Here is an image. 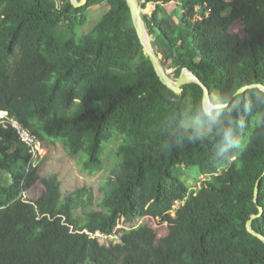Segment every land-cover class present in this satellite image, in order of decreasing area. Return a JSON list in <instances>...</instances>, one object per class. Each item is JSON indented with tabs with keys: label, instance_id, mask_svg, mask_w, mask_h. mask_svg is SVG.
<instances>
[{
	"label": "trees",
	"instance_id": "obj_1",
	"mask_svg": "<svg viewBox=\"0 0 264 264\" xmlns=\"http://www.w3.org/2000/svg\"><path fill=\"white\" fill-rule=\"evenodd\" d=\"M100 3L108 8L75 37ZM146 3L153 46L177 75L188 67L208 86L220 105L211 113L198 83L176 94L160 81L125 0H0V116L61 141L90 175L117 139L100 198L84 186L63 196L57 174L41 177L0 120V264H264V241L246 228L255 215L264 236V0ZM187 112L206 129L185 125ZM192 168L193 186L183 178ZM39 180L42 193L24 198ZM142 217L164 221L166 235ZM120 223L117 242H100Z\"/></svg>",
	"mask_w": 264,
	"mask_h": 264
},
{
	"label": "rangeland",
	"instance_id": "obj_2",
	"mask_svg": "<svg viewBox=\"0 0 264 264\" xmlns=\"http://www.w3.org/2000/svg\"><path fill=\"white\" fill-rule=\"evenodd\" d=\"M138 2L142 3V6L145 9V13H151L154 9V5L152 3H146L144 1L137 0ZM108 8V5L105 3H100L94 6L88 7L83 15V23L77 24L73 26V30L75 33V37H79L86 31H88L98 20L100 15ZM234 31L240 32L241 26L236 25L233 28ZM202 39H207L205 35H201ZM201 47L204 46V43H198ZM161 62L163 64L164 69L166 72L175 80L177 78V74L175 73V67L171 65L170 60H165L161 55ZM205 74L209 76L211 79H217L220 74V70L215 67L212 62H207V69L205 70ZM7 118V116H2L0 119ZM183 123L187 126H193L198 128L199 130H205L202 124H199L198 121L192 117L188 112L186 113ZM43 146L45 148V154L40 159V161H35L37 165L38 172L41 177L48 176L50 174H57V178L61 182V192L62 195L65 196L68 193L72 192L76 188L79 187H86L93 191V195L95 200L97 201L101 196L100 187L105 179L106 173H108L109 169L111 168L112 164L115 162V153L114 147L116 146L117 139L109 140L105 146L103 147L102 158L104 160V167L103 169L96 173V174H87L81 171L80 165L78 164V157L71 155L64 147L61 141H55L53 143L48 141H42ZM81 155V154H80ZM232 160V159H231ZM195 168L187 170L183 175V178L186 179L188 184L193 186L195 184L194 177L196 176ZM207 177L201 176L198 179H205ZM198 182V181H197ZM43 191V186L41 181H37L36 184L28 191L23 193V197L27 199H34L39 196ZM179 206V203H175L174 208L176 209ZM97 209L99 207H96ZM174 210L172 211V214ZM141 223L148 222L152 230H154L157 236H164L167 233V226L164 221H160L154 218H146L142 217L140 219ZM123 223H120L114 228V234L112 236H98L100 242L105 244H110L112 242H117L119 238L126 233L127 229Z\"/></svg>",
	"mask_w": 264,
	"mask_h": 264
},
{
	"label": "water",
	"instance_id": "obj_3",
	"mask_svg": "<svg viewBox=\"0 0 264 264\" xmlns=\"http://www.w3.org/2000/svg\"><path fill=\"white\" fill-rule=\"evenodd\" d=\"M71 3L75 7L83 6L86 4L87 0H70ZM129 10L131 19L137 33L140 44L142 45L143 52L146 56L150 58V61L154 67L156 74L158 75L160 81L167 86L170 90H172L176 94L182 93V86L187 83H198L203 90L202 97V107L206 113H211L214 108L219 107L220 105H216L211 100V95L208 86H206L200 78L191 71L188 67H183L178 74L175 80L171 78V76L166 72L161 62V53L156 50V48L152 44L153 35L149 34L148 29L146 27L145 21L142 15L146 12L141 2L137 0H125ZM146 2V0H140ZM185 73V74H184ZM263 90L264 86L259 85ZM245 87H241L237 92H241ZM259 181L256 182L254 188V200L256 201V196L258 192ZM261 212V208H260ZM255 215H252L251 218L246 222L247 230L253 235L259 237L264 241V236L260 233L256 232L252 228V218Z\"/></svg>",
	"mask_w": 264,
	"mask_h": 264
},
{
	"label": "built area",
	"instance_id": "obj_4",
	"mask_svg": "<svg viewBox=\"0 0 264 264\" xmlns=\"http://www.w3.org/2000/svg\"><path fill=\"white\" fill-rule=\"evenodd\" d=\"M8 120L16 130L19 139L25 144V146L28 148V151L31 153L32 163L34 162V159L35 161L41 159L46 153L42 142L35 135H33V133L27 127L19 123L17 120L13 119L12 117H8ZM32 165H35V163ZM96 235L101 236L99 233Z\"/></svg>",
	"mask_w": 264,
	"mask_h": 264
},
{
	"label": "clouds",
	"instance_id": "obj_5",
	"mask_svg": "<svg viewBox=\"0 0 264 264\" xmlns=\"http://www.w3.org/2000/svg\"><path fill=\"white\" fill-rule=\"evenodd\" d=\"M225 107H226V105H224ZM4 116H7V118H4V119H8V114H7V112L5 113V115ZM0 120H3V119H0ZM34 135V134H33ZM39 139V138H38ZM40 140V139H39ZM41 142H42V140H40ZM43 144V143H42ZM44 147V146H43ZM38 161H40V159L38 160ZM33 166H36V164L35 165H33Z\"/></svg>",
	"mask_w": 264,
	"mask_h": 264
},
{
	"label": "bare ground",
	"instance_id": "obj_6",
	"mask_svg": "<svg viewBox=\"0 0 264 264\" xmlns=\"http://www.w3.org/2000/svg\"><path fill=\"white\" fill-rule=\"evenodd\" d=\"M185 74V73H184ZM3 116V115H2ZM2 116H0V117H2Z\"/></svg>",
	"mask_w": 264,
	"mask_h": 264
}]
</instances>
